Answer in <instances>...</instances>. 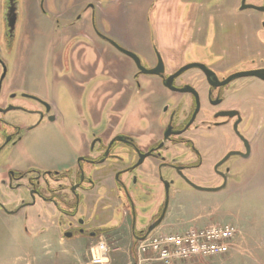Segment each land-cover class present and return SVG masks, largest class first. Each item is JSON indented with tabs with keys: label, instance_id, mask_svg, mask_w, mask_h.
<instances>
[{
	"label": "flooded vegetation",
	"instance_id": "af4514ba",
	"mask_svg": "<svg viewBox=\"0 0 264 264\" xmlns=\"http://www.w3.org/2000/svg\"><path fill=\"white\" fill-rule=\"evenodd\" d=\"M86 7L92 14L96 9L90 4L83 10ZM215 18L225 22H216ZM191 19L189 52L184 54L190 57L188 62L168 69L155 49V61L146 67L137 56L140 66L149 70L157 66L159 55L163 71L158 74L142 73L119 49L125 48L98 33L132 60L135 72L121 75L103 60L104 76L113 81L105 80L91 91L94 127L88 137L83 136L82 149L74 151L72 162L62 168L0 174V180L10 187L12 181L27 183V190L35 197L30 195L22 204L34 201L28 205L33 212L44 211L46 207H42L51 204L62 215V235L70 233L71 238L77 232L94 237L96 228L86 227H100L89 218V210L96 208L99 213L111 214L119 209L126 218L118 227H130L131 237L134 227L135 234L141 236L163 211L159 226L167 222L174 199L182 194L176 185L216 187L253 177L256 147L263 132L259 131L258 120L264 115V0H203ZM4 67L0 55V78ZM91 67L97 70L98 64H88L82 71L88 73ZM6 73L0 82V151L14 147L44 121L57 119L54 103L41 97L23 94L36 102L27 107L14 102L16 94L11 90L3 95ZM120 75L127 76L129 84L111 85L119 82L116 77ZM140 75L154 79L144 84L139 81ZM84 77L79 75L76 81ZM121 92L138 95L136 118L126 113L127 103L121 100ZM109 101L112 108L103 116L96 102ZM10 111H23L38 119L26 122L8 118Z\"/></svg>",
	"mask_w": 264,
	"mask_h": 264
},
{
	"label": "rangeland",
	"instance_id": "374dc122",
	"mask_svg": "<svg viewBox=\"0 0 264 264\" xmlns=\"http://www.w3.org/2000/svg\"><path fill=\"white\" fill-rule=\"evenodd\" d=\"M5 1L8 2L0 0V16L3 14ZM15 1L18 18L9 52L2 44L4 29L0 17V55L7 70L1 93L5 95L11 90L16 94L14 102L27 107L36 102L23 97V94L54 103L57 119L52 123L44 121L27 132L14 147L3 148L0 151V174L8 170L44 171L47 168H62L72 162L74 151L82 149L83 136H87L89 129L94 127L90 118L91 91L105 80L113 81L109 79L110 76H104L103 60L119 70L121 75H126L128 71L131 74L135 72L132 60L102 40L98 33L135 53L146 67L154 63L156 49L163 57L166 67L171 69L185 64L190 58L184 55L189 52L188 24L192 22L193 10L203 2ZM90 4L96 7L93 14L88 7L83 10ZM73 16L75 20L71 25ZM210 18L213 20L214 15ZM216 22L225 21L217 19ZM226 30L229 32V29ZM220 43L221 39L218 44ZM88 64H98L97 70L91 67L88 68V73L82 71L87 70ZM82 74L84 79L76 81ZM121 75L116 77L119 82L111 85L127 86V76ZM89 76H92L91 79H88ZM153 79L152 76H139V81L144 84ZM77 85L81 87L78 88ZM122 93L121 100H126L127 103L126 113L136 118L139 109V104L136 103L138 95L134 92L126 95ZM96 107L105 116L110 113L112 105L110 101L106 104L96 102ZM7 117L26 122L38 119V116L23 111H10ZM258 125L259 131L263 132L253 161L255 173L249 181L228 183L226 189L218 192L200 191L182 184L175 186L182 192L181 196L174 199L176 216L172 220H176L170 219L169 224H166L168 227L160 228L163 232L178 233L191 226L201 227L210 223H233L239 230L235 239L236 246L230 253L201 259L198 264H264V115L259 118ZM23 182L12 181L10 187L8 182L4 184L0 180V203L8 210L18 207L21 200H29L30 193ZM203 196L209 198L192 200ZM202 206L208 213L207 216L198 215ZM44 207V211L33 212L24 208L16 214H4L6 218L2 221L0 232V264H89L92 260L89 249L99 241H104L108 247L106 255L111 259L109 264H117L118 262L112 261L117 248L126 250L131 243L133 245L130 227L123 226L124 230L120 227L117 232L105 230L113 221L120 219L119 209L112 214H101L98 209L92 208L89 210V214H92L89 218H93L100 227L86 228H96L95 236H80L75 232L68 239L62 235V215L51 204L42 208ZM101 234L107 238H99ZM132 252L135 253L133 247ZM133 255L128 256L126 253L118 264L131 263L134 260L132 257H135Z\"/></svg>",
	"mask_w": 264,
	"mask_h": 264
},
{
	"label": "built area",
	"instance_id": "2783aa9c",
	"mask_svg": "<svg viewBox=\"0 0 264 264\" xmlns=\"http://www.w3.org/2000/svg\"><path fill=\"white\" fill-rule=\"evenodd\" d=\"M238 233L233 223L191 226L178 233L159 228L137 241L134 260L129 264H198L201 259L230 253ZM107 251L106 243L99 241L90 252L93 257H101Z\"/></svg>",
	"mask_w": 264,
	"mask_h": 264
},
{
	"label": "water",
	"instance_id": "95a60500",
	"mask_svg": "<svg viewBox=\"0 0 264 264\" xmlns=\"http://www.w3.org/2000/svg\"><path fill=\"white\" fill-rule=\"evenodd\" d=\"M17 3L15 0H8V2L5 1V4H4V7H3V14L1 17V20L3 22V33H2V44L5 46L4 49L9 52V50L12 49V41H13V37L15 35V24H16V21H17V18H18V14H17ZM117 48H119L118 46H116ZM123 53H125L126 55H128L129 57H131L134 62L136 63L137 67L139 68V70L142 72V73H150V74H158V73H161L163 71V66H162V60H161V57L158 55V64L155 68H152V69H149V70H146L144 68H142L140 66V61H139V58L137 57V55L131 51H128V50H125V49H122V48H119ZM187 66H191V65H187ZM3 74H2V77L0 78V82L3 78V76L5 75V72H6V68L4 67V70H3ZM247 74H255L254 72H248ZM24 96H29V97H32V98H36L35 96H30V95H26L24 94ZM14 108V107H12ZM11 109V107H9L8 109L6 110H9ZM24 185H25V188L27 189V183L24 182ZM193 186V189H196V190H200V191H207V192H218V191H222L224 189H226V186L227 184L226 183H223L222 185L220 186H201V185H196V184H192ZM31 197H35L33 195L32 192H29ZM22 202H25V200H21L18 207H16L15 209H12V210H8L5 205L3 203H0V209L3 210L5 213L7 214H16L18 213L19 211H22V209L24 208H27L28 209V205L29 204H33V202L31 203H24L22 204ZM163 215H164V211L161 213V215L159 216V218L152 222L147 228H146V231L143 233V235L139 236V235H136L135 234V230H134V227H132V241H133V244H136L137 241L139 240H142V239H145L147 238L148 236H150L159 226V224L162 222L163 220ZM25 219H26V216H25ZM122 221V214L120 213V219L118 221H116L115 224H110V227L105 229V230H110L112 228H117L118 225L121 223ZM27 222V220H26ZM26 227V226H25ZM100 230V229H99ZM63 236L65 238H69L71 236L70 233L68 234H63Z\"/></svg>",
	"mask_w": 264,
	"mask_h": 264
},
{
	"label": "crops",
	"instance_id": "0c3cea01",
	"mask_svg": "<svg viewBox=\"0 0 264 264\" xmlns=\"http://www.w3.org/2000/svg\"><path fill=\"white\" fill-rule=\"evenodd\" d=\"M193 194V193H192ZM181 196V195H180ZM193 196H195V194L193 195ZM179 197V196H178ZM206 198H209V197H205V196H203V197H196V198H194V199H192L193 201L194 200H199V201H202V200H206ZM191 199V198H190ZM176 205V201H173V203H172V211L168 214V218H167V222L166 223H163L159 228H161V229H163L162 227H168L169 225H166V224H169L168 223V221L171 219L172 220V218H174V216H176L175 214H176V212H175V210H174V206ZM4 214H5V212L3 211V210H1L0 209V232H1V227H3V225H2V221L3 220H5V218L6 217H4ZM7 214V213H6ZM198 215H202V216H207L208 215V213L207 212H205L204 211V206H202V207H200V210H198ZM124 218H126L125 217V214H122V219H124ZM173 220H176V219H173ZM172 220V221H173ZM116 223V221H113L111 224H115ZM124 227H126V225H124ZM124 227L122 228V230H124ZM118 228V229H117ZM117 228H112V229H110V230H113V231H111V232H117V231H119V228L120 227H117ZM128 228V227H127ZM116 229V230H115ZM122 232H124V231H122ZM102 235H104V234H101L100 235V237L99 238H101V239H106L107 237H106V235H104V236H102ZM238 235H239V233H238ZM237 235V236H238ZM108 236V235H107ZM92 247H94V246H92ZM91 247V248H92ZM132 247H133V245H132V243L129 245V247H128V249H126V250H124V248H123V250H120L121 248H117V250H116V252L114 253L115 254V258H112V261H114V262H118V263H120V259L121 258H123V257H125V255H126V253L128 254V256H132L133 254H134V252H132ZM91 248L89 249V252L91 251ZM90 255H91V252H90ZM135 255V254H134ZM133 255V256H134ZM134 257H132V259H133ZM91 259L92 260H90V263L89 264H109L110 263V257H108L107 255H105V256H101V257H98V256H92L91 255ZM117 263V264H118Z\"/></svg>",
	"mask_w": 264,
	"mask_h": 264
}]
</instances>
